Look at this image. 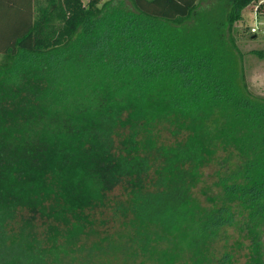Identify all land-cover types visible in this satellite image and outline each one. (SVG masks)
Masks as SVG:
<instances>
[{
    "label": "trees",
    "instance_id": "1",
    "mask_svg": "<svg viewBox=\"0 0 264 264\" xmlns=\"http://www.w3.org/2000/svg\"><path fill=\"white\" fill-rule=\"evenodd\" d=\"M8 1L0 0V264H115L107 255L231 264L214 243L233 225L255 253L264 96L249 88L233 27L257 0H23L30 10L21 18ZM211 161L220 195L203 205L193 188ZM117 187L126 197L112 204ZM111 204L121 242L80 244L91 212Z\"/></svg>",
    "mask_w": 264,
    "mask_h": 264
},
{
    "label": "rangeland",
    "instance_id": "2",
    "mask_svg": "<svg viewBox=\"0 0 264 264\" xmlns=\"http://www.w3.org/2000/svg\"><path fill=\"white\" fill-rule=\"evenodd\" d=\"M15 7L17 16L19 18L29 16V6L28 3L23 2V0H9L8 3L12 8ZM105 1V0H102ZM214 6L218 7L220 5H226V0H199L201 4H207L212 2ZM86 3L87 0H82ZM253 3L248 4L241 11V18L234 23L233 32L237 38V46L239 50L243 53V70L245 74L246 81L249 85L251 91L258 95L264 96V56H259L252 50H261L264 52V14L259 15L257 19L253 18ZM259 26L258 32L255 37L250 34L249 28L253 26ZM3 50V46L0 47V51ZM160 129V139L165 138L170 140L171 137L169 133L159 126ZM215 161H211L201 170L200 181L193 188V196L195 200L203 205L209 203L212 198L218 197L220 195L219 189L214 185L215 177ZM110 203L114 204L116 200H123L126 196L123 195L122 187H117L110 192ZM111 206H105L103 208H98L91 212V224L87 227L86 233L81 235L80 244L85 245V247L98 246L103 250L108 241L103 240L106 236L113 239L116 243H120L119 234L124 232V228L121 226L120 219L114 217L113 210ZM241 214H239L240 216ZM238 217V216H237ZM254 229V236H256L258 242V250L255 253H248L249 240L245 236L244 231L240 233V227L233 225V227L227 230L226 241H216L214 246L216 248L221 245L232 253L233 263L231 264H250L251 261L258 260V264H264V224L261 221H256L252 224ZM126 231V230H125ZM114 250V249H113ZM112 252V251H111ZM110 252V253H111ZM115 252V251H114ZM113 253V252H112ZM109 254V253H108ZM107 255V260L110 262L113 260L115 264H147V258H142L138 256L134 261L132 259H126L121 257ZM254 256V257H253ZM142 260V262H141ZM113 263V262H112Z\"/></svg>",
    "mask_w": 264,
    "mask_h": 264
},
{
    "label": "built area",
    "instance_id": "3",
    "mask_svg": "<svg viewBox=\"0 0 264 264\" xmlns=\"http://www.w3.org/2000/svg\"><path fill=\"white\" fill-rule=\"evenodd\" d=\"M253 8V18L257 19L259 15L264 14V0H257L256 2H254ZM258 27L259 26L257 25L250 27V34H256L258 32Z\"/></svg>",
    "mask_w": 264,
    "mask_h": 264
}]
</instances>
